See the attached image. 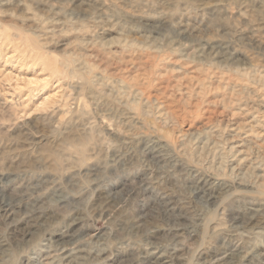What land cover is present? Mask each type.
<instances>
[{"label": "rangeland", "instance_id": "374dc122", "mask_svg": "<svg viewBox=\"0 0 264 264\" xmlns=\"http://www.w3.org/2000/svg\"><path fill=\"white\" fill-rule=\"evenodd\" d=\"M253 33L264 39V0H0V194L22 216L14 231L0 211V264L47 262L70 224L69 264L154 249L203 264L232 245L244 257L222 263L264 264ZM196 173L221 185L208 195Z\"/></svg>", "mask_w": 264, "mask_h": 264}, {"label": "bare ground", "instance_id": "6f19581e", "mask_svg": "<svg viewBox=\"0 0 264 264\" xmlns=\"http://www.w3.org/2000/svg\"><path fill=\"white\" fill-rule=\"evenodd\" d=\"M206 5H219V6H221V3L220 2H214V3H208ZM251 37H253L256 42L257 41L264 42L262 35L253 33L251 35ZM204 44H206V43H204ZM208 44H210V43H208ZM215 45L213 44V46H215ZM207 46L208 45H204L202 47V49L206 48V50H207ZM210 46H211V44H210ZM216 47H217V45H216ZM208 48H209V46H208ZM204 53H206V52H204ZM161 114H162V112H161ZM163 114L168 115V112L167 113L164 112ZM237 128L243 129V126H238ZM89 134L92 135V137L94 136L92 131H90ZM86 138H87V135H86ZM88 139H89V136H88ZM201 147L203 148L204 145H202ZM85 148L87 149V147H85ZM240 153H242V152H240ZM246 158H247V156L238 157L237 164H239L240 162L243 163ZM253 168H255V167H253ZM193 178H194V183L196 184V187L201 188L203 191H208V193H207L208 195H209V192L212 193L213 191L217 190L219 188V186L221 185V183L215 182L214 180H212L211 176L207 177L206 174L202 175V174L196 173V174H194ZM0 196H2V198H0V211H1L2 216L5 217L6 219L10 220L9 223H10L11 227H13L14 231H20L22 229V216L19 218H17V216H14V214H16V213L18 214L20 211L19 210L20 206L18 205V202L15 203L12 200V198L7 199L5 196H3V194H0ZM15 207H17V208H15ZM30 217L36 219L35 213L34 212L31 213ZM248 219L253 220V216H250ZM239 221H241V224L247 225V221H245V219L236 218L235 222H239ZM54 235L55 236L50 237L49 243L48 242L44 243V247L42 249V250L46 251L45 252L46 255L44 258L48 259V261L43 262L39 257L37 258L36 256H32L29 258V261L27 260L28 264H54L56 262H58L57 264H63V263L69 264V263L79 259L80 255L79 256L77 255V250H75V248H71L70 246H68L71 243L70 240L73 239V237L75 235L73 230H72V224L68 225L67 228H65L64 230L57 231ZM232 246L226 247L227 248L226 250H231V251L227 254V251L225 250L224 255H221V257L218 256V253H210V255H209L210 257H208V255H203L205 259H203L202 263L203 264H224L228 260H230V259L232 260V258H233V260H236V262L240 261L244 257V255H240L239 254L240 252L237 251L238 250L237 247L236 246L232 247ZM178 249H180V248L178 247L174 250V252L171 255L172 257L175 256L176 251ZM101 250L104 251L105 249H101ZM165 251H169V250L166 249ZM236 251H237V253H236ZM79 252H81V250ZM144 253L145 254L141 253L139 256L137 255V257L135 256L134 258L124 260V262H122L121 264H168L166 262V260L163 259V255L165 254L164 252H161L159 255H157L158 252H157V250L154 249V250H147ZM222 262H224V263H222Z\"/></svg>", "mask_w": 264, "mask_h": 264}]
</instances>
